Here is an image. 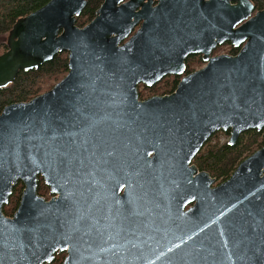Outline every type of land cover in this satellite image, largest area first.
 I'll use <instances>...</instances> for the list:
<instances>
[{
	"label": "water",
	"instance_id": "95a60500",
	"mask_svg": "<svg viewBox=\"0 0 264 264\" xmlns=\"http://www.w3.org/2000/svg\"><path fill=\"white\" fill-rule=\"evenodd\" d=\"M123 1L103 0L79 28L87 0H50L7 35L0 89L62 52L68 73L49 91L0 113V264L50 263L56 253L66 254L62 264H138L143 245L135 191L142 180L154 188L161 178L181 192L144 197L146 215L157 208L169 214L152 235L158 264H264V147L216 188L209 174L186 178L197 173L189 165L215 133L231 130L233 145L264 128V10L252 16L250 0H160L150 13H139L142 0L118 6ZM199 2L208 6L209 22L223 11L218 43L244 47L237 56L212 59L209 50L207 66L184 77L172 95L140 100L139 85L184 73L193 52L187 12ZM123 164L125 205L104 197L105 172ZM92 169L95 194L62 189L48 202L36 195L38 177L56 194L57 186ZM19 183V206L7 218L2 208ZM110 203H122L123 212L107 209Z\"/></svg>",
	"mask_w": 264,
	"mask_h": 264
},
{
	"label": "flooded vegetation",
	"instance_id": "af4514ba",
	"mask_svg": "<svg viewBox=\"0 0 264 264\" xmlns=\"http://www.w3.org/2000/svg\"><path fill=\"white\" fill-rule=\"evenodd\" d=\"M127 1H129V0H124L123 2L119 3L118 6L126 3ZM250 1L252 2L253 6H254V12H253L252 16H254L257 12L264 10V9H261V10L257 9L254 2L252 0H250ZM193 4H194V7H191V9L188 10V12H187V24H186L187 25L186 26V32H188V34H186V37L188 36V39L192 41V44L189 43V45L191 44V48H192L193 52L191 54H189L187 56V58L185 59L184 73L182 75H167L164 78H162L159 82L155 83L152 86H147L145 84L139 85L138 86V92H139L140 100L145 101V100L155 98V97H165V96L172 95L177 90L178 85L180 84V82L182 81V79L184 77H187V76H189L195 72H198L207 66L208 61H206L204 58L206 56L205 53L209 52V50H211L210 58L212 59V58H216V57H219L222 55H229L232 57L237 56L240 53L241 49L244 47V44L239 45V46H235L232 42H225L223 44L217 42L216 36L219 35V33H221L219 31L224 28V26L221 25V23H222L221 16L223 15V11L217 10L216 15L214 14L210 18V22H209L210 10L208 9V6H206L204 3H201V2L193 3ZM234 4H235V2H231V5H234ZM159 5H160V0H142L141 5L137 9V12L141 13L144 9H147L148 13H150L152 10L157 8ZM95 14H96V12H95ZM94 18H95V15H94L93 19ZM216 18H217V24H213V22L216 20ZM143 22H144V20L139 22L138 26L134 29V31H132L131 35L135 34L141 28ZM210 39L216 41L213 44L214 46H211V48H209L205 44V42L210 40ZM199 51H202L203 53L199 52ZM176 82H177V84H176ZM171 84H173V85H171ZM174 85H176L175 88H173ZM251 131H256L257 133H260L258 138L261 140V142H260V144L257 143V146L259 145L261 147L256 150V151H258L264 147V128L261 131L250 130L248 132L243 133L238 138V140L235 142V144H233V145L230 144L231 130H229L227 132L219 131V132L215 133L208 140V142L213 138V142H215V143L219 142L220 145L228 144L231 147H235L239 143V141L246 139L244 137L248 136L249 132H251ZM221 136L226 137L227 140L221 141L220 140ZM208 142L204 145V147L208 144ZM204 147L195 156V158L193 159V161L189 165V168L195 167L197 169V173L193 174L191 176V179L189 176L187 177L185 175L187 180H189V182H193L191 180H196L203 173L210 175V173L206 169L201 168V166L199 164V163H202L203 160H198L201 152L204 149ZM126 167H127L126 164L125 165L124 164L123 165H117L115 167H112L107 172H105V181L107 182V185L104 189L106 192L104 194V197H106L110 201H114V200L116 201L117 199L120 200V201H118V203L123 201L122 198L125 196V194L127 192L126 191L127 185H129V183H127V185H126L124 182L125 173L122 169H126ZM210 177H211V179L215 180V183L212 185V188H216L220 184H222V183H224L230 179V177H229V179H227L226 181H222V180H218L217 178H215L211 175H210ZM168 180H170V179H167V178H163V179L161 178V180L159 179V182L156 181L157 182L156 184L158 186L154 187V188H151V187L146 188L147 186L145 187L144 186L145 184L143 185V182H142L143 180H142L139 183L137 190L135 191V192H137V199L140 201L141 213L137 219H138L139 224H140L139 225V231L142 234V236L140 238V239H142L141 245H143V249H141V253L143 254V256L139 259L138 264H158V259H157L156 254H155L157 252H155L156 250L155 251L153 250L155 248V245L152 242L155 240V237L152 235L157 234L158 232L161 231V228L163 226V225L161 226V224L164 223L165 220H167L169 218L168 217L169 214H168V211L166 209L162 210L160 208H157V209H153V211H151L150 213L147 212L148 214L146 215L145 210H144V206H145L144 197L147 194H151V195L158 196V197L171 196L173 194H176L177 191L181 192V188H177L173 184L172 185L162 184ZM160 184H162V185H160ZM202 184L203 183L201 180V189L200 190L203 192L204 189H203ZM194 187L195 188L193 189L194 190L193 195H195L196 191L198 190L197 184ZM14 188H19L20 194H21V192H22V184L21 183L17 184ZM14 188H13V190H14ZM57 188H58V193H56V194L51 193V188L49 186H47V184L44 182V180L41 177H38L37 187H36V195L40 199H42L43 201L48 202L51 199L58 198L59 195L62 193V189L70 191L72 194H77L80 197L87 195V192L90 195L95 194L96 193V184H95L94 169L89 171L87 176L86 175H83V176L77 175V177L71 183L57 186ZM13 190H12V192H13ZM113 191H115L116 194ZM183 197H184V195H183ZM183 197L179 198V200L182 199ZM106 198H105V200H106ZM151 199L156 200L155 197H152ZM187 199H188V197H187ZM184 200H185V198H184ZM19 202H20V196L18 198V201L15 203H14V201L10 203V198H9L8 203L6 205H4L2 208L3 215L7 218H12L14 213L16 212L18 206H19ZM124 203H125V201H123V204ZM195 203L196 202H191V203L186 204L184 206V208H185L184 210L187 211L192 206H194ZM116 204L110 203L109 207H107V209L110 208V210H112L113 212L114 211L120 212L122 210L123 204L121 203L119 207H117ZM126 205H127V203H126ZM121 212H123V211H121ZM114 214L116 215V213H114ZM166 229H167V227H166ZM65 257H66L65 253H56L54 255V259L50 263H44V264H62Z\"/></svg>",
	"mask_w": 264,
	"mask_h": 264
},
{
	"label": "trees",
	"instance_id": "16d2710c",
	"mask_svg": "<svg viewBox=\"0 0 264 264\" xmlns=\"http://www.w3.org/2000/svg\"><path fill=\"white\" fill-rule=\"evenodd\" d=\"M49 1L0 0V37L7 36L18 19L40 9ZM252 1L257 9H264V0ZM102 2L103 0H87L84 10L76 19V26L82 28L87 25L93 19L96 10ZM6 50L5 38L4 42L0 43V55ZM67 73L68 58L66 52L57 54L51 61L44 63L36 69L20 71L10 86L0 89V113L8 105L28 102L49 91ZM259 134L256 131L249 132L248 136L244 137L246 139L239 141L235 147H231L228 144L220 145L219 142H213L212 138L199 156L198 160H203L202 163H199L201 168L206 169L211 176L218 180L226 181L242 161L261 147L257 146V143L260 144L261 142L258 138ZM19 196H21L20 189L14 188L10 197V203L13 201L14 203L17 202Z\"/></svg>",
	"mask_w": 264,
	"mask_h": 264
},
{
	"label": "rangeland",
	"instance_id": "374dc122",
	"mask_svg": "<svg viewBox=\"0 0 264 264\" xmlns=\"http://www.w3.org/2000/svg\"><path fill=\"white\" fill-rule=\"evenodd\" d=\"M5 38L7 39V36H1L0 37V43L4 42ZM220 138H221L220 139L221 141H226L227 140V138L223 137V136H221Z\"/></svg>",
	"mask_w": 264,
	"mask_h": 264
},
{
	"label": "snow or ice",
	"instance_id": "6c2138e0",
	"mask_svg": "<svg viewBox=\"0 0 264 264\" xmlns=\"http://www.w3.org/2000/svg\"><path fill=\"white\" fill-rule=\"evenodd\" d=\"M150 154V153H149Z\"/></svg>",
	"mask_w": 264,
	"mask_h": 264
}]
</instances>
